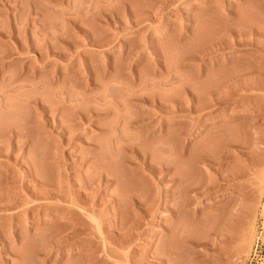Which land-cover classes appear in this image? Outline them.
Listing matches in <instances>:
<instances>
[{
  "label": "rangeland",
  "instance_id": "1",
  "mask_svg": "<svg viewBox=\"0 0 264 264\" xmlns=\"http://www.w3.org/2000/svg\"><path fill=\"white\" fill-rule=\"evenodd\" d=\"M260 82L264 0H0V264H264Z\"/></svg>",
  "mask_w": 264,
  "mask_h": 264
},
{
  "label": "bare ground",
  "instance_id": "2",
  "mask_svg": "<svg viewBox=\"0 0 264 264\" xmlns=\"http://www.w3.org/2000/svg\"><path fill=\"white\" fill-rule=\"evenodd\" d=\"M242 72V71H241ZM242 76H243V74H241ZM236 81H238V80H236ZM238 83V82H237ZM243 83V82H242ZM249 83H250V81H249ZM248 83V84H249ZM261 83V82H260ZM263 83V82H262ZM262 83H261V85H262ZM250 84H252V83H250ZM249 84V85H250ZM264 84V83H263ZM237 85H239V84H237ZM245 84H243V86H244ZM247 86V85H246ZM248 87H251V85L250 86H248ZM253 87V86H252ZM251 87V88H252ZM259 87H260V85H259ZM263 88H264V85L262 86ZM238 89V88H237ZM244 89H246L245 87H244ZM248 89V88H247ZM190 91V90H189ZM188 92V91H187ZM192 92V91H191ZM236 92H238V91H236ZM193 93V92H192ZM189 95V94H188ZM190 98H191V95H190ZM193 98V97H192ZM221 99H222V96L220 97ZM219 98V99H220ZM224 98V97H223ZM191 100H193V99H191ZM223 100V99H222ZM222 100H221V102H222ZM217 101V100H216ZM224 101V100H223ZM220 102V103H221ZM213 103V102H212ZM225 103V102H224ZM221 104H223V103H221ZM190 105H191V103H190ZM217 105H219V103H217ZM223 106V105H222ZM188 107V106H187ZM81 115H82V113H81ZM85 116V115H84ZM86 117V116H85ZM61 135H63V134H61ZM232 136V135H231ZM62 136H60L59 137V139L61 138ZM233 138H234V136H233ZM60 140H62V139H60ZM233 140V139H232ZM59 142V141H58ZM237 142V141H236ZM228 143V142H227ZM58 144V143H57ZM234 144H237V143H234ZM234 144H232V146L234 145ZM242 144H244V143H242ZM229 146H230V144H228ZM240 145V144H239ZM239 145H236L237 147H240ZM55 146V145H54ZM224 146V145H223ZM235 146V145H234ZM234 146H233V148H234ZM244 146V145H243ZM242 146V147H243ZM228 147H227V144L223 147V150H221V153H222V155H221V158L222 159H225L226 158V156H228L229 157V153H231V150H229V149H227ZM230 148V147H229ZM244 148V147H243ZM176 151V150H175ZM229 151V155H227L226 153ZM238 152V151H237ZM55 153V152H54ZM236 153V152H235ZM225 154H226V156H225ZM238 154V153H237ZM225 156V157H224ZM237 156V155H236ZM242 156V155H241ZM227 157V158H228ZM232 157V156H231ZM221 158H220V160H221ZM230 158V157H229ZM235 158V157H234ZM231 159V158H230ZM221 161H223V160H221ZM224 162V161H223ZM241 162V161H240ZM243 162H244V160H243ZM220 161H219V164H218V166H222V164L220 165ZM248 163V162H247ZM220 167H219V169H220ZM218 169V170H219ZM225 171V170H224ZM3 174V173H2ZM172 176H174V175H172ZM171 179H173L172 177H171ZM223 179V178H222ZM43 184H45V183H43ZM88 185H89V183H88ZM36 186V185H35ZM44 186V185H43ZM86 186V185H85ZM31 187V186H30ZM85 188V187H84ZM48 189H50V188H48ZM35 190V189H34ZM57 190V189H56ZM90 189H88V191H89ZM47 191V190H46ZM85 191V190H84ZM88 191L86 192L87 193V196H89L88 195ZM27 193V192H26ZM89 193H91V192H89ZM39 194V193H38ZM60 195L62 196V193L60 192V191H47L46 193H45V197L46 198H52V199H56V198H60L61 199V197H60ZM86 195V194H85ZM134 198V197H133ZM8 200V199H7ZM17 200V199H16ZM136 200V199H135ZM14 201V200H13ZM72 201V200H71ZM90 201V200H89ZM140 201H142V200H140ZM4 202V204L3 205H5V201H3ZM17 202H18V200H17ZM73 202V201H72ZM134 202V201H133ZM140 203V202H139ZM14 204V203H13ZM7 205V204H6ZM13 206V205H12ZM16 206V205H15ZM7 207V206H6ZM247 207V206H246ZM80 208V207H79ZM70 212H72V211H70ZM93 217V216H92ZM67 218V217H66ZM74 218L76 219L77 217H70L69 218V220H70V224H66V223H64V226L63 227H66L67 229H69L70 231V234L68 233V232H65L66 234H68L67 236H64L63 235V237L61 236V237H56L52 242H50V240H48L49 241V244L48 245H51L52 246V244H54L55 246H58V247H62L63 245H68V244H70V243H72L74 240H76L79 236V234L77 233L78 232V224L79 223H76V222H73V220H74ZM93 219V218H92ZM68 220V221H69ZM72 220V221H71ZM77 220V219H76ZM78 221V220H77ZM93 221H95V222H97L96 221V219L95 220H93ZM121 221V220H120ZM81 223V222H80ZM98 224V223H97ZM97 224H96V226H97ZM120 224H121V222H120ZM132 224V223H131ZM123 225V224H122ZM134 225V224H133ZM120 226V225H119ZM78 227V228H77ZM133 227V226H132ZM72 228V229H71ZM98 230H99V232H100V226L98 225L97 227H96ZM66 229V230H67ZM125 229V228H124ZM61 231H59L60 233H61V235L64 233V232H62V229H60ZM63 230H64V228H63ZM72 230V231H71ZM80 230H81V228H80ZM55 231V230H54ZM82 231V230H81ZM81 231H79V232H81ZM119 231V230H118ZM50 232V231H49ZM52 232H53V230H52ZM52 232H51V234L50 235H52L53 236V234H54V237H55V233H57V232H53V234H52ZM58 232V233H59ZM98 232V233H99ZM119 232H121V231H119ZM77 233V234H76ZM83 233V232H82ZM81 234V233H80ZM130 234H132V233H130ZM58 235V234H57ZM77 235V237H75ZM47 236V235H46ZM51 236V237H52ZM119 236V235H118ZM123 236V235H122ZM126 236V235H125ZM131 236V235H130ZM54 237H52V239L54 238ZM115 237V236H114ZM50 238V237H49ZM131 239H132V237H131ZM132 241V240H131ZM45 242H47V241H45ZM91 242H92V240H91ZM95 243V242H94ZM114 243V242H113ZM120 243H122V241L120 242ZM125 244H127V243H125ZM124 245V244H123ZM91 246V245H90ZM124 247V246H123ZM53 248V247H52ZM44 249V248H43ZM90 249V248H89ZM99 249V248H98ZM110 250V249H109ZM46 251V250H45ZM95 251V250H94ZM97 251V250H96ZM95 251V252H96ZM107 251V250H106ZM108 252V251H107ZM93 253V252H92ZM87 256H88V253L86 254ZM127 256V255H126ZM94 256H93V254L91 255L90 253H89V258L90 259H92ZM103 257V256H102ZM101 257V258H102ZM129 257V256H128ZM124 258L125 260L123 261H121V259L119 260V263H123V262H125V263H123V264H130L131 262H130V259L129 258ZM87 260V259H86ZM102 260H104V258L102 259ZM101 260V261H102ZM132 260V259H131ZM77 261V260H76ZM79 261V260H78ZM84 261H85V259H84ZM96 261V260H95ZM94 260H92L91 261V263H96ZM81 262V261H80ZM86 262V261H85ZM115 262V261H114ZM90 263V262H89ZM106 263H110V261L108 262V261H106ZM112 263V262H111ZM134 263V262H133ZM83 264V263H82ZM86 264V263H85ZM104 264V263H103ZM135 264V263H134Z\"/></svg>",
  "mask_w": 264,
  "mask_h": 264
}]
</instances>
